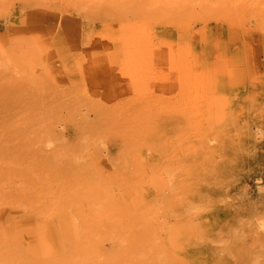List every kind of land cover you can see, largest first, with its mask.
Wrapping results in <instances>:
<instances>
[{
  "label": "rangeland",
  "instance_id": "rangeland-1",
  "mask_svg": "<svg viewBox=\"0 0 264 264\" xmlns=\"http://www.w3.org/2000/svg\"><path fill=\"white\" fill-rule=\"evenodd\" d=\"M263 38L264 0H0V264H264Z\"/></svg>",
  "mask_w": 264,
  "mask_h": 264
},
{
  "label": "bare ground",
  "instance_id": "bare-ground-1",
  "mask_svg": "<svg viewBox=\"0 0 264 264\" xmlns=\"http://www.w3.org/2000/svg\"><path fill=\"white\" fill-rule=\"evenodd\" d=\"M262 26H263V25H262ZM263 39H264V38H263ZM99 71L102 72L101 70H99ZM99 71H98V72H99ZM100 72H99V73H100ZM99 73H98V74H99ZM102 73H104V72H102ZM99 76H102V74H101V75L99 74ZM95 78H96V77H95ZM97 78H99V77L97 76ZM97 80H98V79H97ZM257 134H259V132H258ZM103 152H104V151H103ZM103 152H102V153H103ZM263 219H264V218H263ZM74 220H75V219H74ZM258 220H259V219H258ZM75 221H76V220H75ZM261 222H262V221H261ZM261 222L258 221V223H261ZM256 223H257V222H256ZM262 223H263V222H262ZM262 223H261V224H262ZM263 225H264V223H263ZM259 226L261 227L262 225H259ZM74 231H75V230H74ZM52 244H53V243H52ZM54 244H55V243H54ZM53 246H54V245H53Z\"/></svg>",
  "mask_w": 264,
  "mask_h": 264
}]
</instances>
